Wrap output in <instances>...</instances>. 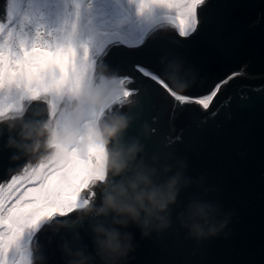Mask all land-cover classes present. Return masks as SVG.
Here are the masks:
<instances>
[{
	"label": "water",
	"instance_id": "95a60500",
	"mask_svg": "<svg viewBox=\"0 0 264 264\" xmlns=\"http://www.w3.org/2000/svg\"><path fill=\"white\" fill-rule=\"evenodd\" d=\"M7 8L0 0V21L8 20ZM199 19L197 32L179 45L177 30L163 23L158 26L167 31L143 47H113L106 57L112 70L135 77L129 87L140 89L132 97L138 105L124 108L130 118L140 114L132 119L127 138L138 137L147 158L165 157L174 170L185 162L190 181L173 209L170 229L146 238L134 225L126 229L134 235V251L121 264H264V0H206ZM135 64L165 75L177 93L202 98L217 87L218 95L207 110L196 104L173 109L178 102L134 71ZM49 118V108L40 101L24 113L28 121ZM9 124L17 127L10 130ZM18 130L16 119L0 122V184L25 176L27 166L48 162L43 150L25 156L7 147ZM193 199L218 205L217 219L228 217L218 237L196 241L180 227L176 216ZM94 220L75 212L48 221L33 245L36 264H65V243L92 252L89 224Z\"/></svg>",
	"mask_w": 264,
	"mask_h": 264
},
{
	"label": "snow or ice",
	"instance_id": "6c2138e0",
	"mask_svg": "<svg viewBox=\"0 0 264 264\" xmlns=\"http://www.w3.org/2000/svg\"><path fill=\"white\" fill-rule=\"evenodd\" d=\"M205 3L206 0H138L140 14L157 9L172 14L163 15L160 22L134 42L102 41L93 52L87 44L75 43V24L71 31L58 37L37 29L30 47L20 39L18 47L14 48L12 40L17 28L11 24L12 0H6L8 26L0 23V37H3L0 43V118L15 119V114L25 113L28 105L40 101L47 105L50 117L56 120L57 109L68 97L78 96L86 85L91 87L105 76L115 77L114 83L121 90L119 96L112 97L111 111L125 112L127 105H138L132 97L139 95L140 89L129 87L135 83V77L112 70L106 62L107 55L113 47H143L159 32L167 31L158 26L163 23L177 30L182 40L175 43L181 44L200 27L199 10ZM133 70L158 84L178 102L173 109L196 104L207 110L219 92V88L214 87L203 98L177 93L165 75L141 64L133 65ZM97 115L104 113L89 111L90 120ZM131 119L139 120L140 114ZM56 122L59 128V120ZM127 135L128 131L125 138ZM54 147L56 150L48 162H41L31 170L28 182L33 186L14 202L9 203L11 196L6 199L3 195L6 189L0 188V264H32L34 242L38 244L46 223L58 217H70L84 207L97 194L95 183L105 179V149L91 138L81 135L72 144ZM23 180L21 176L13 178L7 189L13 190L16 186L15 190H19ZM35 251L38 255V248Z\"/></svg>",
	"mask_w": 264,
	"mask_h": 264
},
{
	"label": "clouds",
	"instance_id": "9594fccd",
	"mask_svg": "<svg viewBox=\"0 0 264 264\" xmlns=\"http://www.w3.org/2000/svg\"><path fill=\"white\" fill-rule=\"evenodd\" d=\"M114 80L115 77L105 76L100 83L85 86L78 96L68 97L67 103L57 109L56 120L50 117L28 121L24 120V113L15 114L19 121L17 138L10 136L7 144L25 156L43 150L47 159L54 154V145L72 144L81 135L105 149V179L95 183L97 194L77 211L84 219L95 218L89 224L93 251L65 243L61 248L65 264H121L134 251V235L126 229L136 226L142 238L153 231L170 229L180 193L190 186L185 162H178L174 170L165 157L147 158L138 137L125 138L132 119L125 112L111 111L112 97L121 94ZM187 87L185 83L183 88ZM88 110L104 115L90 120L86 118ZM5 119L8 118H0V122ZM8 126L10 130L17 127ZM219 212L218 205L193 199L177 214L176 220L188 238L203 241L218 237L227 228L229 219L226 215L217 219ZM32 264H36L34 253Z\"/></svg>",
	"mask_w": 264,
	"mask_h": 264
},
{
	"label": "rangeland",
	"instance_id": "374dc122",
	"mask_svg": "<svg viewBox=\"0 0 264 264\" xmlns=\"http://www.w3.org/2000/svg\"><path fill=\"white\" fill-rule=\"evenodd\" d=\"M75 1L13 0L12 17L14 19H11V24L17 28V33L12 40L14 48L18 47L20 39L25 40L27 46L30 47L35 39L37 29L44 31L45 34L51 33L58 37L66 31H71V26L75 24V43L77 45L87 44L95 52L100 43L109 38L134 42L140 39V36L155 23L161 21L163 15L172 14L159 9L153 10L152 13L140 14L137 8L138 0H115L122 10L121 15L115 16L110 9H104L100 3H95L98 2L97 0L95 2L94 0ZM29 3L30 5L34 4L32 8ZM77 5H79V9H77ZM77 11L79 18H77ZM1 23L5 27L8 26V20H3ZM22 26L29 27L26 34H23V30L20 29ZM86 118L90 119L89 116ZM35 167L36 164L27 167L26 175L21 176L24 177V180L19 190H15L16 186L13 190H8V184L0 185V188L6 189L3 193L4 197L7 199L11 196L9 203L14 202L28 187L33 186L28 182V176L31 175V170Z\"/></svg>",
	"mask_w": 264,
	"mask_h": 264
},
{
	"label": "flooded vegetation",
	"instance_id": "af4514ba",
	"mask_svg": "<svg viewBox=\"0 0 264 264\" xmlns=\"http://www.w3.org/2000/svg\"><path fill=\"white\" fill-rule=\"evenodd\" d=\"M77 1V0H76ZM75 1V2H76ZM98 2H95V0H94V2L95 3H100L102 6H103V8L104 9H110L111 10V12L115 15V13H114V9H117V11L118 12H120V14H118V15H121L122 14V10L120 9V7L116 4V2H115V0H97ZM117 15V16H118ZM116 16V15H115ZM147 32V31H146ZM145 32V33H146ZM144 33V34H145ZM144 34H142L140 37L142 38V36L144 35ZM114 39H119V38H114ZM111 40H113V38H109L108 40H105V41H111ZM99 83V80H97V81H95V83H94V85L95 84H98Z\"/></svg>",
	"mask_w": 264,
	"mask_h": 264
},
{
	"label": "bare ground",
	"instance_id": "6f19581e",
	"mask_svg": "<svg viewBox=\"0 0 264 264\" xmlns=\"http://www.w3.org/2000/svg\"><path fill=\"white\" fill-rule=\"evenodd\" d=\"M31 2V1H30ZM32 2H34V0H32ZM29 5H30V3H29ZM34 5V4H33ZM32 4L30 5L31 6V8H32V6H33ZM27 8V7H26ZM2 22V21H1ZM0 22V23H1ZM5 22V21H4ZM27 28V29H26ZM29 27L28 26H22L20 29H22L23 30V34H26V32H27V30H29L28 29ZM2 40H3V37H0V43H2ZM28 167V166H27ZM27 167H26V169H27ZM1 185V184H0Z\"/></svg>",
	"mask_w": 264,
	"mask_h": 264
}]
</instances>
